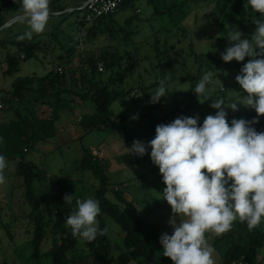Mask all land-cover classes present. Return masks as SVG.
<instances>
[{"label": "rangeland", "instance_id": "374dc122", "mask_svg": "<svg viewBox=\"0 0 264 264\" xmlns=\"http://www.w3.org/2000/svg\"><path fill=\"white\" fill-rule=\"evenodd\" d=\"M86 1L50 0V18L44 32L32 35L36 41L47 43L50 47L39 52V57L22 62L20 71L12 75L4 72L8 66L7 54L17 51V48L8 41L17 39L29 28L24 17L11 22L23 13L0 11V41L7 43L0 46V103L5 107L0 110V122L15 119V108L30 117L50 116L52 113L49 102L54 97L40 96L36 83L25 93V102L12 99L13 83L18 78L43 77L57 66L69 72L82 58L104 51L117 53L116 59L121 60V64L113 71L115 74L104 70L101 77L109 81L111 76L118 79L120 76L116 73H121L123 88L129 92L124 103L119 100L112 102L114 115L111 121L102 129L88 134L80 125V116L95 113V103L91 99L82 103L65 102L57 122L56 137L38 144L28 153L26 159L37 167L35 188L43 201L48 221L41 249L43 256L39 261L32 258L34 227L29 216L31 208L25 199L23 178L16 173L19 160H7L5 183L0 185V264H52L48 251L55 241L60 242L62 238L61 234L56 233V222L61 219L66 225L65 218L70 208L75 206V201L94 197L99 187V180L92 172L80 170L84 147L110 161L108 175L112 185L109 197L116 201L113 190L119 189L135 203L150 245L160 258H165L159 238L165 232L171 235L173 230L167 223L171 207L162 200L166 185L159 168L152 161L128 167L121 161V156L131 152L134 140L147 145L155 137L158 124L171 123L180 116L198 115V124L202 125L207 115H215L218 111L210 107L217 98L224 101L229 125L234 118L249 120L246 108L250 107L243 103L246 93L235 77L251 58L227 63L221 58V53L229 46L227 34L232 27H238L244 34L243 38L250 37L256 29L248 15L253 12L247 0H230L226 9H223L225 0H154L152 3L149 0H133L132 5L119 10L102 24V29L113 30V36L105 32L90 38L87 33L92 23L88 25L89 28H81L78 24L79 20L85 19L82 6ZM75 37L78 43L73 41ZM73 46L76 52L71 63L67 62L68 55L64 60L57 57ZM197 54L204 56L202 63L197 59ZM208 72L213 76L209 85V99L198 98L194 87ZM166 77L168 95L161 97L158 103H149L151 93ZM67 97L74 98L73 95ZM44 100L49 102L42 103ZM10 101L11 108H7ZM232 103L238 104V110L227 107ZM137 114L138 118L133 119ZM255 129L264 131L262 127ZM57 178H60L59 183ZM65 195H73L72 205L66 204ZM105 220L113 245L111 264H117L118 256L125 250L124 232L111 216L105 215ZM259 233L264 234V219L252 231L248 230L246 223L237 220L231 230L222 235L206 233V239L215 249V264L225 263V254L233 244L251 243ZM85 250V242L79 240L76 257L84 254ZM260 260L264 264V247ZM90 262V257H84L77 259L75 264Z\"/></svg>", "mask_w": 264, "mask_h": 264}, {"label": "clouds", "instance_id": "9594fccd", "mask_svg": "<svg viewBox=\"0 0 264 264\" xmlns=\"http://www.w3.org/2000/svg\"><path fill=\"white\" fill-rule=\"evenodd\" d=\"M248 5L264 16V0H247ZM24 18L29 31L17 37L31 39L44 32L50 18V0H22ZM255 31L248 38L238 27L227 34L229 46L221 53L224 62L233 60L243 64L235 79L246 95L243 103L255 110L251 121H227L223 99H214L210 107L215 115H207L202 125L199 116H180L168 124H158L155 137L147 145L134 140L131 152L143 156L151 148L150 158L159 168L166 187L162 193L171 207L167 223L172 234L162 233L159 242L163 256L173 264H215L214 247L206 233L219 236L231 230L237 220L246 223L249 231L264 219V131L252 125L264 116V20L256 19ZM212 73H205L194 92L198 98H208ZM167 77L159 81L151 93L149 103L160 102L168 95ZM233 111L238 104L232 103ZM138 118L137 116L132 117ZM4 144L0 137V147ZM7 158L0 154V185L5 183ZM67 205L73 195H65ZM65 218L74 238L92 242L106 229L100 227V203L93 197L77 199Z\"/></svg>", "mask_w": 264, "mask_h": 264}, {"label": "trees", "instance_id": "16d2710c", "mask_svg": "<svg viewBox=\"0 0 264 264\" xmlns=\"http://www.w3.org/2000/svg\"><path fill=\"white\" fill-rule=\"evenodd\" d=\"M151 3L154 0H149ZM230 0H225L223 9L229 6ZM22 0H0V11H14L23 13L21 7ZM133 0L126 3L123 7L132 5ZM250 6V5H249ZM122 7V8H123ZM248 14L250 20L254 22L256 19L264 20V16L255 12L251 6ZM121 10V9H120ZM115 15V14H114ZM114 15L104 16L96 19L94 22L79 20L78 24L81 28L88 27L87 36L90 38L98 37L100 34L109 32L113 36L114 32L110 28L102 29V24L106 20L111 19ZM127 32L126 30H124ZM129 33V32H128ZM73 41L78 43L75 37ZM12 46L17 48L15 52L7 54L8 66L4 71L7 75H12L20 71L21 63L30 59L39 57V52L50 47L49 44L42 41H36L35 38H25L24 40L10 39L8 41ZM1 45H7L6 41H0ZM76 45V44H75ZM64 49V46L62 45ZM76 52V47H71L65 51V54H59L57 57L64 60L68 55L67 62L71 63ZM117 55V53H116ZM115 53L104 51L99 55H90L81 59L69 72H58L56 69L49 71L45 76L23 77L18 78L13 83L12 99H18L21 103L26 101L25 93L31 90V87L37 84V93L46 97L51 95L54 100L42 101L51 105L52 113L50 116H34L26 115L21 109L15 108V119L0 122V137H3L4 144L0 147V154L4 155L7 160H19L16 166L17 175L21 176L24 181L25 199L30 206V219L33 223V239H32V258L39 261L43 256L41 251L42 244L46 235L48 221L43 208V201L37 194L35 182L38 179L36 164L26 159L28 153L33 151L40 143L56 137L58 133L57 122L60 119V111L65 102L82 103L91 99L96 105V112L93 114H84L80 118V125L88 134L94 130L102 129L109 121H111L114 113L111 109L112 102L119 100L124 103V99L129 92L123 88L124 79L121 73L115 79L111 76L109 81H105L101 77L104 70H115L120 67L121 60L116 59ZM197 59L203 62V55L197 54ZM104 66V70L100 71L99 65ZM115 74V73H114ZM195 80V79H194ZM68 95L74 98L69 99ZM11 99V100H12ZM35 102V101H34ZM7 108H11V101L7 104ZM184 114V111H182ZM246 114L251 121L257 117V113L252 108H246ZM259 122L252 125L254 128L262 127L264 130V116L258 118ZM113 125H118L112 122ZM84 155L81 159L80 170L92 172L99 180V187L93 198L99 201L101 214L98 216L100 227L106 229L104 235H98L92 242H85L86 250L84 254L76 257L78 253L79 239L74 238L70 228L64 225L62 220H58L55 224L56 233L61 234V241H55L52 248L48 251L52 258V264H75L77 259L90 257L89 264H111L113 261V245L107 234V225L105 215L111 216L122 228L124 232L125 250L120 253L117 264H132L139 262H172L170 258H160L150 245L143 227V219L136 208L135 203L128 199L125 193L119 189L113 190L116 201L109 197L111 190V178L108 171L111 163L108 159L99 157L87 148H83ZM151 148L145 155L139 156L133 152H127L121 156V161L128 167L143 165L151 161ZM60 178H57L59 183ZM264 247V234L259 233L258 236L251 240L248 244H233L225 254V263L230 264L232 261L245 258L248 264H262L260 260V252Z\"/></svg>", "mask_w": 264, "mask_h": 264}, {"label": "built area", "instance_id": "2783aa9c", "mask_svg": "<svg viewBox=\"0 0 264 264\" xmlns=\"http://www.w3.org/2000/svg\"><path fill=\"white\" fill-rule=\"evenodd\" d=\"M129 1L131 0H87L82 6V9L85 11V19L83 20L94 22L101 17L114 15ZM99 69L103 71L104 66L100 64ZM56 70L60 73L63 72V68L60 66H57ZM3 108H5L4 104L0 103V110ZM230 264H248V261L245 258H240L232 261Z\"/></svg>", "mask_w": 264, "mask_h": 264}, {"label": "water", "instance_id": "95a60500", "mask_svg": "<svg viewBox=\"0 0 264 264\" xmlns=\"http://www.w3.org/2000/svg\"><path fill=\"white\" fill-rule=\"evenodd\" d=\"M20 17H24V14H21L19 17L13 19L11 22L15 21L16 19H19Z\"/></svg>", "mask_w": 264, "mask_h": 264}, {"label": "crops", "instance_id": "0c3cea01", "mask_svg": "<svg viewBox=\"0 0 264 264\" xmlns=\"http://www.w3.org/2000/svg\"><path fill=\"white\" fill-rule=\"evenodd\" d=\"M129 6H130V5H129ZM80 7H81V6H80ZM125 7H128V6H125ZM125 7H123V8H125ZM123 8H121V9H123ZM114 19L117 20L115 17H114ZM41 104H42V103H41ZM37 105H38V104H37ZM81 116H82V115H81ZM81 116H80V117H81Z\"/></svg>", "mask_w": 264, "mask_h": 264}]
</instances>
